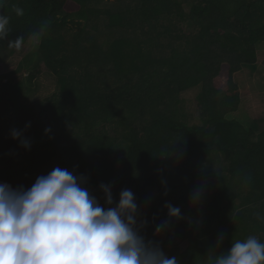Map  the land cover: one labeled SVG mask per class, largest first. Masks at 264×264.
I'll use <instances>...</instances> for the list:
<instances>
[{
  "label": "trees",
  "instance_id": "16d2710c",
  "mask_svg": "<svg viewBox=\"0 0 264 264\" xmlns=\"http://www.w3.org/2000/svg\"><path fill=\"white\" fill-rule=\"evenodd\" d=\"M115 1L129 0H0L10 29L0 48L22 36L21 49H15L18 62L24 65L26 59L30 68L42 58L59 85L46 101L13 103L16 117L0 127V182L27 189L60 167L83 175L90 192L104 196L100 184L112 185L117 203L129 189L138 205V226L147 221L140 235L178 264H206L210 253L250 235L264 242V131L257 137L258 128L229 117L241 102L234 73L253 67L264 46V0H141L133 10L116 12L93 6ZM183 1H192L189 17L196 33L177 36L172 42L182 44L160 58L149 44L157 38L137 36L142 30L148 36L147 29L175 13L183 18ZM99 13L108 18L109 29L133 26V41L109 42L90 32V17ZM71 20L80 26L72 42ZM219 67L227 82L210 76ZM200 83L203 121L189 125L181 120L175 93ZM116 125L122 128L115 130ZM13 129L22 132L29 149L12 138ZM196 189L202 192L198 204L191 200ZM165 204L180 208L181 218H170ZM165 220L168 228L157 234L156 225Z\"/></svg>",
  "mask_w": 264,
  "mask_h": 264
},
{
  "label": "clouds",
  "instance_id": "9594fccd",
  "mask_svg": "<svg viewBox=\"0 0 264 264\" xmlns=\"http://www.w3.org/2000/svg\"><path fill=\"white\" fill-rule=\"evenodd\" d=\"M15 11L23 15L22 9ZM9 33V18L0 14V41ZM23 40L18 36L8 46L20 50ZM11 136L30 148L21 131L13 129ZM85 183L83 175L60 167L38 176L27 189L0 182V264H178L176 257H168L158 244L140 235L147 221L138 226V205L131 190H122L117 203L112 185L100 184L105 207ZM201 197L196 189L191 200L198 204ZM165 207L170 218H181L180 208ZM168 226V220L162 221L155 232ZM222 241L221 234L218 244ZM206 264H264V242L254 235L232 240L226 251L210 253Z\"/></svg>",
  "mask_w": 264,
  "mask_h": 264
},
{
  "label": "rangeland",
  "instance_id": "374dc122",
  "mask_svg": "<svg viewBox=\"0 0 264 264\" xmlns=\"http://www.w3.org/2000/svg\"><path fill=\"white\" fill-rule=\"evenodd\" d=\"M141 0H129L124 2H109L94 4L95 8L104 12L109 9L111 12L116 11H129L140 6ZM192 7V1H183L182 9L184 10V16L179 17L177 13L170 15L169 19L163 21L162 26H156L151 31L147 29L148 36H144L145 30H142L141 36H137L139 39L147 40L148 37L157 38V42L149 43L150 45H156L155 50L156 55L160 58L170 56L174 49L179 47L182 42H172L176 37L181 35L191 36L196 33V28L193 21L189 17V13ZM133 15V13H132ZM127 16V20H131V16ZM134 16V15H133ZM89 31L92 33L102 34L106 40L113 41L118 37H128L133 41V26L127 24L128 30L120 28L108 27V18L104 13H99L90 17ZM83 23L82 26H84ZM133 24V23H132ZM138 24V23H137ZM70 41H73V36L80 31V26L78 24H73V20L68 24ZM64 29L62 32H65ZM161 33H165L164 35ZM136 35V34H135ZM136 38V36L134 37ZM177 41V40H176ZM88 44V43H87ZM86 44V45H87ZM157 47V48H156ZM14 52V55H13ZM16 58V59H14ZM218 60L216 63H220ZM43 59L39 60L35 66L28 68V62L25 59L24 65L22 61L17 60L15 56V49L11 48H0V95H4L3 102L1 104L2 111L0 112V127L5 125H10L16 117V112L14 110V104L16 101L23 103L24 106H33L40 101H46L55 92H58L59 85L57 82V76H55L48 68L42 63ZM255 66V67H254ZM253 67L243 66L239 71L234 73V83L239 87V92L241 96V102L239 110L235 113H231L229 117L231 119H238L244 123L247 127H256L259 130H255V135L262 133L264 131V46L259 49L258 61ZM22 71L18 77H13L9 75L14 71ZM219 76L217 80L224 78L223 71L219 68H215L210 71V76ZM24 79L23 83H20V79ZM227 82L229 78H224ZM9 83H6L7 81ZM203 84L200 83L194 87L187 90L179 91L175 93L178 99L181 100L178 104V111L181 116V120L191 124H201L204 117L203 107L199 103L198 95L202 91ZM169 102V99L167 100ZM14 103V104H13ZM9 109V111H7ZM3 121H2V120ZM256 121V122H255ZM256 124H255V123ZM101 127L105 131H114L109 127ZM122 127L120 125L115 126V130H120ZM109 129V130H108ZM121 130L120 134H122ZM256 137V138H257ZM113 157V156H112ZM184 158L178 161H183ZM223 164L229 163V158L224 157L222 159ZM185 162L181 163L183 165ZM94 196L100 200V204H103L104 196L101 192H91ZM159 193H156L157 197ZM188 243H184L182 248L185 249Z\"/></svg>",
  "mask_w": 264,
  "mask_h": 264
}]
</instances>
